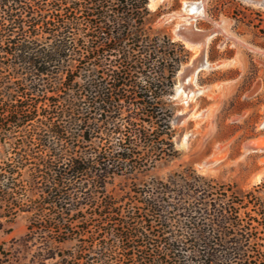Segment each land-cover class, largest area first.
Masks as SVG:
<instances>
[{"label": "trees", "instance_id": "obj_1", "mask_svg": "<svg viewBox=\"0 0 264 264\" xmlns=\"http://www.w3.org/2000/svg\"><path fill=\"white\" fill-rule=\"evenodd\" d=\"M150 15L148 0H0V230L27 215L11 249L30 264H264L256 196L195 171L139 204L108 191L177 153L169 96L191 53Z\"/></svg>", "mask_w": 264, "mask_h": 264}, {"label": "rangeland", "instance_id": "obj_2", "mask_svg": "<svg viewBox=\"0 0 264 264\" xmlns=\"http://www.w3.org/2000/svg\"><path fill=\"white\" fill-rule=\"evenodd\" d=\"M204 4L208 19L197 17L191 28L212 33L202 52L208 64L188 82L186 68L201 52L175 32L177 23L184 22L183 0H148V28L183 42L191 53L177 70L169 96L177 153L135 179L116 176L108 188L116 204H128V199L132 200L129 204H139L135 202L141 199L142 190L156 197L173 196L172 192L164 194L160 186L191 171L213 186L227 188L228 198H243L239 204H257L255 196L264 204V150H245L249 142L264 145V8L242 0H204ZM180 84L194 90L187 100L177 92ZM13 140L5 137L2 149H8ZM112 143L116 150V140ZM124 184L131 189L128 196L122 189ZM83 212L89 216L90 209ZM26 224L27 215L20 214L10 225L11 231L0 230L4 249L0 251V264H30V255L22 256L11 249L25 233ZM80 244L81 237L75 235L63 247L77 254ZM86 259L83 254L81 262Z\"/></svg>", "mask_w": 264, "mask_h": 264}, {"label": "bare ground", "instance_id": "obj_3", "mask_svg": "<svg viewBox=\"0 0 264 264\" xmlns=\"http://www.w3.org/2000/svg\"><path fill=\"white\" fill-rule=\"evenodd\" d=\"M242 1H244V2H246L248 4H251L253 6H259L258 3L251 2L250 0H242ZM181 7H182L181 8V12L183 11L184 14H185V16H184V22H178L177 23V25L175 26V32L178 35H180L187 43L191 44V42L188 41V40H186L181 35V33L182 32H185V31L186 32H189V33H192V32L199 33V32H201V30H199V29H198V31L192 29L191 26L193 25V20H195L197 17L204 18V19H208V16H207L206 10H205L204 0H183V6H181ZM259 7L264 8V6H259ZM209 37H210V35H209V33H207V35H206V37H205V39H204L203 42L193 44L194 46H196L197 50L201 52V54H200V57H202V63L201 64L204 65L202 67H205L206 66V63L208 64V61L207 60L204 61V56H203L204 54H202V52H203V50L205 48V44L207 43L206 41L208 40ZM197 50H196V53H197ZM196 70H197V67L195 66L187 74L188 77H187L186 81H188V82L189 81H193V79L195 78V75H196ZM187 85L184 86L183 84H180V85L177 86V92L178 93L179 92H182L184 94L186 100L194 93V90H192ZM249 144H250V142H249ZM249 144L246 145V147H245L246 152L248 150H264V145H260L258 143H253V144H250V145Z\"/></svg>", "mask_w": 264, "mask_h": 264}, {"label": "water", "instance_id": "obj_4", "mask_svg": "<svg viewBox=\"0 0 264 264\" xmlns=\"http://www.w3.org/2000/svg\"><path fill=\"white\" fill-rule=\"evenodd\" d=\"M251 2H256L259 4V6H264V0H250ZM181 35L188 41L191 42V44H196V43H201L204 41L206 35H207V32H192V33H189V32H182ZM209 35L211 36L212 33H209ZM206 59L204 58V61ZM202 63V57H198L196 58L195 60H193L192 64L190 66H188L186 68V72L187 74L196 66L197 67V70H196V73L202 68V66H204ZM207 65V63H206ZM178 116H175V118H177Z\"/></svg>", "mask_w": 264, "mask_h": 264}]
</instances>
